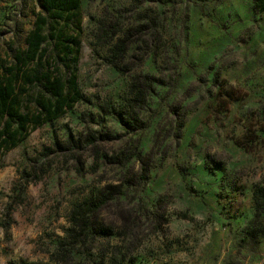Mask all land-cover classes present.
<instances>
[{
	"label": "rangeland",
	"instance_id": "1",
	"mask_svg": "<svg viewBox=\"0 0 264 264\" xmlns=\"http://www.w3.org/2000/svg\"><path fill=\"white\" fill-rule=\"evenodd\" d=\"M40 10L0 0L1 60L25 48ZM79 14L82 100L0 158V263L264 264V235H246L264 184V12L81 0ZM130 86L146 92L147 128L108 113L129 116ZM96 193L117 198L74 227Z\"/></svg>",
	"mask_w": 264,
	"mask_h": 264
},
{
	"label": "trees",
	"instance_id": "2",
	"mask_svg": "<svg viewBox=\"0 0 264 264\" xmlns=\"http://www.w3.org/2000/svg\"><path fill=\"white\" fill-rule=\"evenodd\" d=\"M38 1L41 10L25 38V48L12 49L8 61L0 59V158L33 131L64 116L82 100L75 73L82 36L81 0ZM253 2L264 12V0ZM115 47L117 53H123L121 41ZM131 91L134 97L128 117L122 111L108 113L129 127L137 122L147 128L149 121L143 122L138 117L148 100L146 92L139 88ZM137 156L138 160L142 159L140 153ZM116 198V195L96 193L77 204L71 213L73 226L84 230L97 223L100 211L111 206ZM252 200L254 218L246 235L255 238L264 235V184L254 187Z\"/></svg>",
	"mask_w": 264,
	"mask_h": 264
},
{
	"label": "built area",
	"instance_id": "3",
	"mask_svg": "<svg viewBox=\"0 0 264 264\" xmlns=\"http://www.w3.org/2000/svg\"><path fill=\"white\" fill-rule=\"evenodd\" d=\"M0 264H2V263H0Z\"/></svg>",
	"mask_w": 264,
	"mask_h": 264
}]
</instances>
